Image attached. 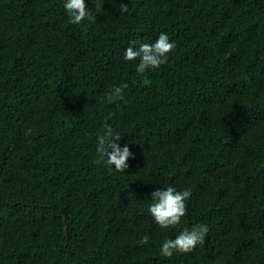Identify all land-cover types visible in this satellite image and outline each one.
Returning a JSON list of instances; mask_svg holds the SVG:
<instances>
[{"label": "trees", "instance_id": "16d2710c", "mask_svg": "<svg viewBox=\"0 0 264 264\" xmlns=\"http://www.w3.org/2000/svg\"><path fill=\"white\" fill-rule=\"evenodd\" d=\"M96 2L72 24L64 0H0V264H264V0ZM160 32L175 49L138 73L124 50ZM108 126L124 172L95 163ZM170 185L191 196L161 228ZM200 223L203 244L161 256Z\"/></svg>", "mask_w": 264, "mask_h": 264}, {"label": "clouds", "instance_id": "9594fccd", "mask_svg": "<svg viewBox=\"0 0 264 264\" xmlns=\"http://www.w3.org/2000/svg\"><path fill=\"white\" fill-rule=\"evenodd\" d=\"M103 0H97L95 7L97 12H101ZM65 12L68 14L69 22L80 24L85 19L93 21V17L88 11L85 0H64ZM120 14L128 12L127 3H121L119 7ZM176 47L174 41H171L166 32H160L153 43H142L139 40L130 41L129 46L124 50V60L135 61L139 63L135 66L138 73H144L147 69L159 68L166 62L167 55ZM128 85L113 86L107 93L109 99H122L123 90ZM121 135L115 132L111 126H108L104 133L96 139V152L98 159L95 163L100 164L106 161L109 168L114 167L116 171L124 172L128 167V159L134 158L130 148L125 145L121 148L118 141ZM191 196L190 189L177 190L173 186L164 189L158 188L151 193L152 203L148 207V212L154 218L155 222L161 228H169L180 223L181 218L187 212L186 201ZM208 226L200 223L193 225L190 229L185 228L175 238L166 239L161 247L162 257L171 258L174 252L190 253L197 245L203 244ZM143 243L148 242V236L142 238Z\"/></svg>", "mask_w": 264, "mask_h": 264}]
</instances>
